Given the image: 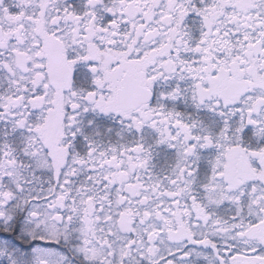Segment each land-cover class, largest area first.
Listing matches in <instances>:
<instances>
[{"label": "snow or ice", "instance_id": "6c2138e0", "mask_svg": "<svg viewBox=\"0 0 264 264\" xmlns=\"http://www.w3.org/2000/svg\"><path fill=\"white\" fill-rule=\"evenodd\" d=\"M0 264H264V0H0Z\"/></svg>", "mask_w": 264, "mask_h": 264}]
</instances>
